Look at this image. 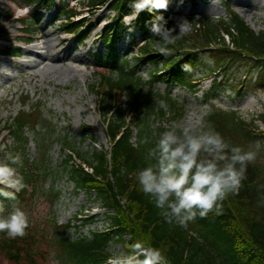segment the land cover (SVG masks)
Masks as SVG:
<instances>
[{
	"label": "trees",
	"instance_id": "16d2710c",
	"mask_svg": "<svg viewBox=\"0 0 264 264\" xmlns=\"http://www.w3.org/2000/svg\"><path fill=\"white\" fill-rule=\"evenodd\" d=\"M23 1L35 10L44 3L54 5V0ZM130 3L131 0H84L82 4L89 9L107 6L117 14L118 25L105 28L101 35L102 43L109 50L108 56L99 53L94 59L98 68L108 70V76H98L100 83L107 88L102 110L111 108L118 92L125 96L126 105L107 119L112 139L110 151L85 156L76 150L74 153L80 163H76L73 156L64 160L75 188L95 196L104 208L115 213L110 218L111 230L73 241L57 236L52 245L56 247L58 257L62 264H107L112 254L109 251L112 243L120 244L126 250L128 244L143 240L162 247L168 264H264V147L258 149L254 146L257 140L264 146V131L257 130L255 121L247 123L236 112L216 107L206 118V124L211 122L231 144L242 145L256 153L255 160L248 164L246 179L239 193L229 194L222 202L219 213L213 210L206 217L197 216L186 228L169 224L160 215L151 197L143 193L137 177L138 170L146 166L148 150L155 146L159 133L165 130H156L152 117L159 115L165 118L167 114H172L171 121H181L185 112L169 95H158L153 90L145 92V83L138 76V69L142 65L153 68L150 80L146 82L150 89L161 82L192 89L194 68L199 64L216 65L215 79L220 71L226 72L229 63H245L256 72L253 83L264 91V32L253 31L234 11L228 14L229 22L221 19L219 23H213L211 18L202 21L193 18L191 33L194 36L189 38L186 34L170 45L167 53H162L157 46L158 38L150 31L153 16L160 11L150 13L145 10L138 15L131 28L140 33L144 44L138 48L137 56L121 61L113 46L118 43L119 34L125 32L123 19L129 14ZM60 15L67 31L78 36L84 32V25L72 23L79 15L78 10L62 8ZM175 24V21H169V27ZM132 37L136 38V31L132 32ZM160 65L164 68L159 69ZM184 65H189L190 70L185 71ZM225 81L228 87L231 80L227 77ZM94 89H98V85ZM158 97L168 104L167 112L162 108L156 111L155 100ZM29 101L24 102V108L29 106ZM42 116L39 106L27 108L13 119L10 127L15 129V136L19 133L15 140L20 142L14 154H19L28 145L26 133L28 130L36 131ZM258 119L264 125V113ZM44 129L47 131V128ZM136 132L138 139L135 143ZM51 135L39 139L42 163L46 161ZM146 138L148 143H145ZM29 163L25 159L20 170L26 187L16 194V200H4L7 208L20 206L39 193L41 178L37 170L29 168ZM84 166L90 169L86 170ZM58 196V192L51 195L54 200ZM67 228L70 226L64 227ZM126 235L131 236L129 241L124 240ZM0 253L16 264H37L41 253L40 241L28 232L16 239H9L0 233Z\"/></svg>",
	"mask_w": 264,
	"mask_h": 264
},
{
	"label": "rangeland",
	"instance_id": "374dc122",
	"mask_svg": "<svg viewBox=\"0 0 264 264\" xmlns=\"http://www.w3.org/2000/svg\"><path fill=\"white\" fill-rule=\"evenodd\" d=\"M14 2L0 0V28H3L6 33L5 40L0 41L2 51L19 45L23 52L31 46L20 45L11 40L10 35L19 36V31L23 26L21 23L8 20V13H14L17 19L25 16V25L34 35L46 32L57 43L66 39L67 43L62 48L77 43L74 37L65 33L61 23L57 22L60 14L56 7L43 4L41 17L35 19L33 23L32 20L27 21V19H32V14L28 15L29 9L26 11L18 8L24 5V1L14 0ZM59 2L64 6L68 4L70 7L81 6V3L77 1L59 0L58 4ZM80 10L82 11L80 18L85 19L83 23L88 22L94 27V30L91 37L83 44H76V50H72L70 54L86 53L85 63H73L79 70L87 74L86 77L76 76L72 79L66 77L62 71L51 72L52 82H39L38 87L35 88L36 82L35 80L29 81V74L23 73L20 76L21 72L26 69L20 64L31 60L24 56L15 59L0 55V61L3 63L0 66L3 67L7 75L10 74L11 79H14L13 82L7 84V80L0 76V148H2L0 159H4L6 153L14 154L16 151V142L9 131L13 119L30 107L41 106L43 112L36 132H27L26 137L29 140V145L26 150L19 151L21 159L24 160L26 156L30 161L29 167L34 171L37 170L38 177L41 178L38 187L39 193L20 205L30 218V227L26 232L34 234L40 241L41 253L37 258V264H62L56 247L52 245L54 238L58 236L73 241L86 236L91 237L94 232L109 228L110 217L114 214L107 211L95 196L75 188L64 161L76 150L85 156L105 152L110 149L112 142L106 126V111L100 109L104 99L100 96L105 94L106 87L98 79V74L102 70L96 67L93 56L98 52L108 53L98 37L104 27L115 23L113 20L115 13L105 8L90 12L83 8ZM160 11L169 21L174 20L175 23L182 16H186L189 20L197 19V17H199L198 20H202L211 18L213 14L223 16L234 11L253 31L264 32V0H184L182 5L179 0H171L168 9H160ZM26 15L28 16L26 17ZM135 20L136 17L133 18L130 15L125 21L127 27L131 21ZM131 33L130 31L122 33L121 41L118 44V52L123 59H128V56L133 52ZM136 33L138 35L136 42L141 43L140 34L138 31ZM186 36L190 38L194 35L190 31ZM3 59L9 60L13 65L8 66L2 61ZM230 64H228L226 72L221 71L217 74L219 78L223 75L220 83L219 81L214 82V79L211 78L218 70L216 65L212 63L199 64L194 68V78L195 81H198L194 87L195 91L176 85L167 86L164 83H158L155 88L150 89L149 85H146L154 71L150 66H141L138 69V76L145 83L143 87L145 92L153 90L158 95H169L180 105L182 110L185 109L182 119L184 121L205 125L207 116L216 107L227 112H236L247 123L255 121L259 128L257 130L264 131V125L258 119L264 113V91L253 83L256 72L252 66H247L245 63ZM63 66V63L58 64L60 69ZM163 68L162 65L159 66V69ZM103 72L107 76L105 71ZM166 73L169 74V72ZM164 77L166 78V74ZM227 77L231 80L228 87H226L228 82L225 81ZM95 85H99L98 90L94 89ZM115 97L113 108L125 104L122 92L116 93ZM25 100H30L27 108H23ZM159 100H161L159 97L155 100L156 111L161 109L157 103ZM171 116L172 114H167L165 118H160L159 115L152 117L154 128L156 130L166 129V126H170L173 122ZM44 128H47V131ZM50 133L52 135L49 144L47 143L48 154L45 156L46 161L42 163L39 139L47 134L50 135ZM16 136H19V133ZM137 139L136 132L133 141L136 143ZM257 141L254 145L255 148H263L261 141ZM19 144L20 142L17 141V145ZM57 192L59 193L58 199L54 200L51 195ZM68 225L71 227L64 229ZM117 249L124 248L120 244L112 243L109 251L112 253ZM0 264L16 263L11 262L0 253Z\"/></svg>",
	"mask_w": 264,
	"mask_h": 264
},
{
	"label": "clouds",
	"instance_id": "9594fccd",
	"mask_svg": "<svg viewBox=\"0 0 264 264\" xmlns=\"http://www.w3.org/2000/svg\"><path fill=\"white\" fill-rule=\"evenodd\" d=\"M170 2L131 0L133 11L130 15L135 18L145 10L150 13L167 10ZM179 3L182 5L184 0ZM221 19L229 22L226 14H213L210 20L219 23ZM192 28L193 21L186 16L169 27V19L159 13L153 16L150 31L158 38L160 51L167 53L169 46ZM184 70L189 71L190 66L184 65ZM157 103L167 112L165 100ZM148 142L146 138L145 143ZM255 157L256 153L251 149L231 144L211 122L199 125L184 120L173 121L159 133L155 146L148 150L146 166L137 172L138 184L143 193L151 197L166 222L186 228L197 216L206 217L213 210L219 213L226 197L239 193L248 164ZM22 167L19 154L9 152L0 159V233L9 239L23 237L30 227L29 215L22 207L17 205L9 210L4 203L6 199L16 200V194L26 187L25 177L19 170ZM107 264H168V257L162 247L136 240L128 244L126 250L113 251Z\"/></svg>",
	"mask_w": 264,
	"mask_h": 264
},
{
	"label": "bare ground",
	"instance_id": "6f19581e",
	"mask_svg": "<svg viewBox=\"0 0 264 264\" xmlns=\"http://www.w3.org/2000/svg\"><path fill=\"white\" fill-rule=\"evenodd\" d=\"M245 16L244 14H241ZM11 40L18 39L19 36L10 35ZM30 40L33 42L31 46L25 49L22 52V56L31 60L30 62H22L20 64L21 67H25V71H22L20 76L23 73L29 74V81H34V87H38V83L52 82V78L50 77L51 72L62 71L65 73L66 77L74 79L76 76L86 77V73L79 70L77 66H74L73 63H85V55L86 53L79 52L75 55H71L70 52L72 50H76L77 45L74 44L67 48H62L63 45L67 43L66 39L60 40L59 43L54 42L50 38V35L46 32H39L33 35ZM0 52L2 49L0 48ZM21 58V57H20ZM4 63L8 66H11L9 60L3 59ZM63 63V68H59L58 64ZM0 65H3L0 61ZM17 66V65H15ZM0 76L4 77L7 80V84H10L14 81V79L10 78V74L3 70V67L0 66Z\"/></svg>",
	"mask_w": 264,
	"mask_h": 264
}]
</instances>
